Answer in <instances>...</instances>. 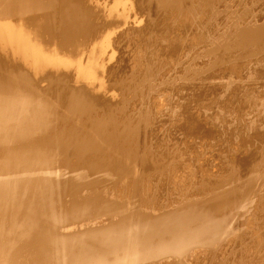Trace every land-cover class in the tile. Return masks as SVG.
Returning <instances> with one entry per match:
<instances>
[{
    "label": "bare ground",
    "instance_id": "1",
    "mask_svg": "<svg viewBox=\"0 0 264 264\" xmlns=\"http://www.w3.org/2000/svg\"><path fill=\"white\" fill-rule=\"evenodd\" d=\"M0 264H264V0H0Z\"/></svg>",
    "mask_w": 264,
    "mask_h": 264
}]
</instances>
